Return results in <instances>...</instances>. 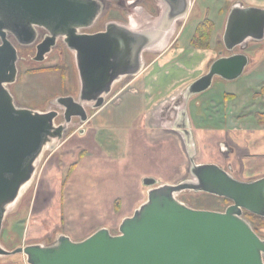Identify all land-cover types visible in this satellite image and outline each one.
I'll use <instances>...</instances> for the list:
<instances>
[{
	"label": "water",
	"instance_id": "95a60500",
	"mask_svg": "<svg viewBox=\"0 0 264 264\" xmlns=\"http://www.w3.org/2000/svg\"><path fill=\"white\" fill-rule=\"evenodd\" d=\"M163 1L158 20L144 28L112 21L104 31L87 33L81 31L96 22L105 6L101 0H0V235L9 208L32 180L44 150H56L74 118L88 122V108H102L117 83L139 75L144 53L164 47L191 11L192 0ZM38 27L48 34L37 45L36 61L45 60L60 37L75 53L79 95L57 97L60 111L18 107L6 86L18 76V49L10 35L31 45ZM222 41L228 54L220 52L207 73L185 89L177 120L170 125L189 160L191 178L163 183L145 176L147 200L122 220L119 234L102 227L81 241L60 234L52 245L9 250L0 243V256L24 254L28 264H264V238L244 217L245 212L264 217V176L243 181L217 163H198L189 119L190 100L209 90L216 77L237 80L244 74L251 58L236 49L245 51L249 41H264V8L235 3ZM60 115L63 121L56 124ZM219 147L222 154L227 151L225 143ZM186 190L231 203L224 211L193 208L178 198Z\"/></svg>",
	"mask_w": 264,
	"mask_h": 264
},
{
	"label": "rangeland",
	"instance_id": "374dc122",
	"mask_svg": "<svg viewBox=\"0 0 264 264\" xmlns=\"http://www.w3.org/2000/svg\"><path fill=\"white\" fill-rule=\"evenodd\" d=\"M101 1L104 2L105 6L96 22L92 27L83 29L82 31L96 33L104 30L106 24L112 21L132 27L144 28V25L151 20V15L159 16L160 14L159 0H137L136 2H132V0ZM227 2L229 0H194L192 11H190L184 21L178 23L173 38L170 41L173 44L175 38L181 32L180 42L174 44L172 49L179 47L183 48L184 51L175 54L169 61L163 62L164 64L161 63L163 64L161 65L163 73H165L168 66L171 65L172 68V74L166 80L169 83L171 82L170 84L168 83L169 85H163V79H160L159 85L162 86L163 90L158 89L157 91H160L161 95L170 92L179 94L185 86L209 70V63L206 64L203 60L201 61L202 51L206 49L194 46L190 40L191 36L193 38L195 34L197 24L204 20L206 16L216 21V30L221 32L217 34L216 40L213 41L214 47L218 48V52H223V55L228 54L222 41L225 15H219L220 6L225 7L227 11ZM136 5H141L144 11H137L135 9ZM215 27L214 23L213 31ZM44 32H46V29L38 27V38L31 45H21L14 36L10 37L18 49V76L14 83L7 84L6 86L12 93L15 104L18 107L38 111L50 109L60 111V105L55 102L57 97L72 95L78 98L80 91L79 72L75 53L70 50L62 37L58 39L52 51L46 55L45 60L36 61L34 59L37 52V42L41 40ZM211 40L212 36L210 46ZM236 51L247 53L250 58L256 59L257 64L252 60L244 74L237 80H223L216 77L212 87L202 92L198 98L196 96L197 99L195 100H200L206 105L213 100V97H210V93L214 96L218 95L221 100L215 103L217 109L214 111L217 112L219 111V105L222 104V100L224 99L223 93L230 92V90L238 87L242 96L248 95V98L253 96L254 102H249L248 105L251 118L254 119L258 111H264V42L249 41L248 48L245 51L240 48H237ZM160 55L161 52L147 53L145 55L146 65L158 63ZM174 65L176 68H174ZM251 77L261 80L251 83ZM130 79L131 77H126L122 82L117 83L114 86L112 94L108 97L107 103L104 105L106 107L109 104L108 108L111 106L115 111L122 112L121 114L118 113L112 117L106 114L110 113L111 109L106 108L98 113L104 107L98 110L88 108L90 115L88 122L81 124L78 118H74L70 130L61 140L60 146L54 151L49 147L44 150L38 161L37 170L32 180L22 189L19 199L9 208L5 216L0 235L2 246L13 250L20 246L24 247L28 244H33L31 242L36 241L45 245H52L56 243L60 234H67L73 240L81 241L102 226L109 228L112 234H119V226L122 220L126 216L133 215L139 205L147 200V188L142 187L141 200H139L141 203L131 202L133 204L128 206L122 198L124 196L127 197L125 189H118L113 184L105 182L103 186L106 184V188L104 186L100 195L101 203L94 197L97 196L99 188L95 190L92 188L98 187L101 184L99 168L97 176L93 174L92 176L88 175L86 178L83 176L85 168L89 166L85 163V160L97 162L102 156L105 157L108 154L111 156L112 154L113 157H108L107 159H110L109 162H115L114 165L117 168L120 161L116 159L127 155H125V151L123 150L124 146L119 145V142L123 138H120L119 133L117 132V135L116 131H114L116 135H114L111 150L107 151L108 144L106 141L109 139L106 138L102 142L103 139L99 136L97 140L100 142V150L104 149L106 152L102 153L101 151L97 153L95 151L97 149L95 144L97 132L95 130L98 125H103V127L107 128L111 126H119V129L134 128L139 132L144 130L152 131L158 126L154 125L156 124L153 119L156 117L155 115L152 114L151 118L147 120L144 116L145 112L143 110L145 108L142 104L143 82L127 83V80ZM258 84L262 85L260 91L253 95L252 91L256 89L255 87ZM134 90L137 93L133 92ZM129 95L135 98L127 103ZM180 99L182 100V97L177 98L176 102H179ZM195 100L193 103H195ZM193 103L191 104L192 109L193 105H195ZM229 106L230 103L227 109H229ZM116 107L118 108L115 109ZM170 107H172V104H167V108L169 109ZM167 108L166 111L168 110ZM220 109L222 110V107ZM97 113L98 115L95 116ZM167 116L170 117L169 114ZM202 116L200 121L204 125H193L199 144L196 161L198 163L217 162L225 167L231 163L234 167L240 169L237 155H231L229 159H225L220 153L218 142L227 139L224 130L227 125H206L208 116L205 110ZM217 116L222 118V113H219ZM61 121V117L55 120L56 124H59ZM81 130L84 131L81 133ZM145 149H147L146 153L148 154L150 150H154L150 149L149 146ZM179 149L182 151L181 166L178 167L181 170L176 172V175L171 178L172 183H178L191 178L188 171L189 160L183 150ZM154 164L155 162H136L130 166L132 169L129 171L134 174L150 170L151 168L154 171ZM109 165L112 166L111 163H107L104 167ZM87 170L86 172H88ZM236 172L234 173L239 175L243 173L241 170H237ZM95 177H99L97 179L98 183L94 179ZM85 180H88L90 184L83 185ZM178 198L193 208L215 211H224L231 203L230 200L227 201L217 195L191 190L179 193ZM244 217L254 226V223L245 213ZM256 232L264 238V227H257ZM0 264L28 263L24 254H16L0 256Z\"/></svg>",
	"mask_w": 264,
	"mask_h": 264
},
{
	"label": "crops",
	"instance_id": "0c3cea01",
	"mask_svg": "<svg viewBox=\"0 0 264 264\" xmlns=\"http://www.w3.org/2000/svg\"><path fill=\"white\" fill-rule=\"evenodd\" d=\"M235 3H241L243 6H257L264 8V0H229V2H227L226 4L227 11L225 10V7L220 6L219 15L220 16H222L223 14L225 15L222 37L225 31L228 14ZM193 5H194V0H192L191 11ZM214 23L216 27L212 33L211 46L209 49L203 50L202 51L203 53L201 54L202 56L201 61L203 60V62H205L206 64L209 63V68L213 63V61L220 56V52H221V51L219 52L217 51L218 48H215L213 43V41L216 40L217 38V34L221 33L220 31L216 30L217 29L216 21H214ZM180 34L178 35L177 38H175L173 44L172 42L169 41L164 47H162L158 51L161 52L158 63L155 62L152 65H146L145 63V67L139 75L135 77H131L130 80H127V83H133L139 81L143 82L142 86L144 90L142 91V98H143L142 104L145 108L143 110L145 112L144 116L146 117L147 120L151 118L152 114L155 115L156 117L153 119L156 124L154 125H158V126H156L152 131L144 130L141 132H139L134 128L119 129V126L117 127L111 126L107 128V127H103V125L102 126L98 125L96 127L95 131L97 133H96L95 144L97 146V149L95 151H97V153L101 151L102 153L106 152V150L104 149L100 150V142L97 140V138L100 136V138L103 139L102 142L105 141L106 138L109 139L106 141L108 144L107 146L108 148L107 151H108L112 149L111 147L113 146L114 135H116L118 132L120 138H123L121 142H119V145L122 147L124 146L123 150L125 151V155L127 154L125 157L121 156L122 158L118 157L116 159L117 161H120L117 168H115L116 167L114 165L115 162L113 161L109 162L110 159H107L108 157H113L112 154L111 156L109 154L106 155L105 157L102 156V158H100L101 160L98 159L97 162L95 161L88 162L85 160V163L88 164L89 166L88 168H85V172H84L85 174L83 175L84 178H86L88 175L92 176V174L94 176H97L98 168H99L100 171L99 174H101L100 175L101 184L98 187H92L94 190L99 188L97 196H94L99 201L101 199L100 195L102 194L104 186L106 185L105 184L103 186V184L105 182L106 183L108 182L109 184H113L118 189L119 188L125 189V193L127 194V197L124 196L122 198L124 200V203H126V205L131 206L133 204L131 202L138 203L139 200H141V195H142L141 190L142 187H144L142 185V179L145 176L155 177L161 180L163 183H172L173 181H171V178L174 175H176V172H179L181 170V168H178L179 166H181V161H182V151H180L179 148L183 150L180 139L176 134L171 132L170 125L169 126L162 125L160 121L161 118L164 119L171 118L173 119L171 123L172 125L177 120V111L179 106L181 105L182 100L180 99L179 102H176V99L181 98L183 96V92L190 84L185 86L180 91L179 93L180 95L178 93L176 94L171 92L161 95V92L157 91L158 89L163 90L162 86L159 85L160 79H163V83H162L163 85H167L169 83V81H166L167 77L172 74L171 65L168 67L167 65H165L167 68L165 70V73H163L161 68L162 67L161 65L164 64L163 62H166L167 60L169 61L175 54L184 51L183 48H179V47L172 49L174 44L180 42V38L182 36V35L180 36ZM190 40H192V36ZM252 60L253 62L255 61V64H257L255 58L254 59L251 58V62ZM174 68H176L175 65ZM178 68L181 69L182 67H178ZM250 79H251V83L253 82L256 83V81L259 82V80H261V79L257 80L253 77H251ZM261 86L262 85L260 84H258L256 87L254 86L256 89L252 91L253 95L260 91ZM133 92L137 93V91L135 90ZM212 92L214 93V91ZM240 92H239V88L237 87L234 90H230V92L223 93L224 99L222 100V104L219 105V111L217 112L214 111L217 109L215 103L220 102L221 98L218 97L216 93H214L216 96L210 93V97H213V100L209 102L210 104L207 103L206 105L200 100H195L198 98L199 95H197V98L196 96H194L189 103V119L193 130H194L193 125H204L200 121V118L202 119L203 117L202 115L205 110V113L208 116L206 125H227V127H225L224 129L227 139L218 142V146L221 142L225 143L227 147V151L224 154H222L220 150V153L222 154V157L225 159H229L231 155L234 156L237 155L240 163L239 164L240 169H237L231 163H229L227 167L217 162L214 163L221 165L226 170H228L234 177L240 180L252 181L264 176V122L260 121L263 119L262 118L263 116H260V114H264V111H258L255 114L254 119H252L250 114L251 112L249 111L250 108L248 103L254 102L253 96L251 98L250 97L248 98V95L242 96ZM226 95H233V96L226 97ZM129 96L127 97L128 100L127 103H129L132 99L135 98L132 97L131 95ZM194 100L195 103H193ZM169 103L172 104V107L168 109L167 104ZM192 103L195 104L193 105L194 106L193 109L191 105ZM229 103L230 106L229 109H227ZM108 106L109 104L106 105V107L103 106L104 107V108L102 107L103 109L100 108L101 111H99L98 113L108 108ZM221 107L222 110L220 109ZM117 108L118 107H116L115 109ZM166 108L168 109L167 111ZM108 109H111L110 113H106L108 116L111 115L113 117L118 113L120 114L122 113L119 111H115L113 107L111 108V106ZM165 111L166 113H164ZM218 112L222 113L221 116L222 118H219L217 116L219 114ZM98 113L95 116H97ZM168 114L170 115V117L167 116ZM114 131H116V134L114 133ZM194 134L196 136V141L198 144L197 134L195 130H194ZM147 146H149L150 149L151 148L154 149V150H150L149 154L146 153L147 149L145 148ZM169 155L170 157H168ZM143 161H145V163L155 162V164L153 165L155 167L154 171H152V168L150 170H144L142 172H139L138 174H134L133 172L129 171L132 169V167L130 166H132L133 163L143 162ZM107 163L108 164L111 163L112 166L109 165L104 167V165H106ZM177 168L178 170H176ZM86 169H88L87 170L88 172H86ZM237 170H241L243 172L242 175L236 174ZM94 179L98 183L97 179H99V177H95ZM87 183L90 184L88 180H85L83 185H86ZM97 200L95 201L97 202ZM100 202L102 203V201ZM31 243H39V242L36 241Z\"/></svg>",
	"mask_w": 264,
	"mask_h": 264
},
{
	"label": "trees",
	"instance_id": "16d2710c",
	"mask_svg": "<svg viewBox=\"0 0 264 264\" xmlns=\"http://www.w3.org/2000/svg\"><path fill=\"white\" fill-rule=\"evenodd\" d=\"M213 28H214L213 20L209 16H206L204 20H202L198 24L195 34L191 40V43L196 47L209 49ZM228 96L232 97L233 95H226V97ZM260 116H263L262 117L263 119L260 121L264 122V114H260ZM224 199L229 201L226 198ZM245 215L254 223L253 227H255L254 228L255 230L257 229V227H264V217L252 214L250 212H245Z\"/></svg>",
	"mask_w": 264,
	"mask_h": 264
},
{
	"label": "flooded vegetation",
	"instance_id": "af4514ba",
	"mask_svg": "<svg viewBox=\"0 0 264 264\" xmlns=\"http://www.w3.org/2000/svg\"><path fill=\"white\" fill-rule=\"evenodd\" d=\"M137 0H132V2H136ZM159 4H158V6L160 7V9H159V16H150V21L149 22H147V24L146 25H150V24H152V23H154V22H156L157 20H158V18L160 17V15H161V13H162V11H163V9H164V7H165V4H164V1L163 0H159ZM135 9L137 10V11H144V8L141 6V5H136V7H135ZM146 25H144V26H146ZM178 25V24H177ZM177 25H176V27H175V30H176V28H177ZM106 29V28H105ZM104 29V30H105ZM104 30H101V31H104ZM175 30H174V33H175ZM81 32H85V31H81ZM98 32H100V31H98ZM174 33L172 34V36L170 37V40L169 41H171L172 40V38H173V35H174ZM48 34V32L46 31V32H44V34H43V37L41 38V40L40 41H38L37 42V45H38V43H40L43 39H44V37L46 36ZM12 35H10V37H11ZM37 45H36V48H37ZM155 52H158V51H153V52H145L144 53V60H145V55L147 54V53H155ZM59 117H61L62 118V121H63V116H59ZM61 121V122H62ZM172 121H173V119H171V118H166V119H164V118H161V121H160V123L162 124V125H167V126H169V125H171V123H172ZM60 122V123H61ZM70 130V129H69ZM68 130V131H69ZM68 131L66 132V133H68Z\"/></svg>",
	"mask_w": 264,
	"mask_h": 264
}]
</instances>
